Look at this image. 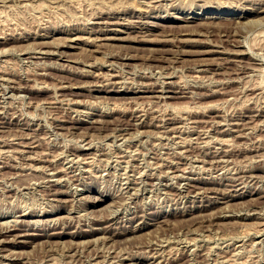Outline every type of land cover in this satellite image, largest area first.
I'll return each instance as SVG.
<instances>
[{
  "label": "rangeland",
  "instance_id": "374dc122",
  "mask_svg": "<svg viewBox=\"0 0 264 264\" xmlns=\"http://www.w3.org/2000/svg\"><path fill=\"white\" fill-rule=\"evenodd\" d=\"M0 264H264V0H0Z\"/></svg>",
  "mask_w": 264,
  "mask_h": 264
},
{
  "label": "bare ground",
  "instance_id": "6f19581e",
  "mask_svg": "<svg viewBox=\"0 0 264 264\" xmlns=\"http://www.w3.org/2000/svg\"><path fill=\"white\" fill-rule=\"evenodd\" d=\"M152 1H156V0H152ZM164 1H166V0H164ZM151 2V1H150ZM154 3V2H153ZM156 3V2H155ZM148 5V4H147ZM150 6V5H149ZM189 18H193V17H188V19L187 18H184L183 20H187L186 21V23L188 22V20H189ZM178 19V18H177ZM192 20V19H191ZM130 22V21H129ZM138 22V21H137ZM189 22H190V20H189ZM208 23H210V22H208ZM242 25V24H241ZM188 26V25H187ZM202 26V25H201ZM205 27V26H204ZM189 29V28H188ZM73 39V38H72ZM71 38H70V40H72ZM75 39V38H74ZM73 39V40H74ZM77 39H78V37H77ZM94 40V39H93ZM255 40V39H254ZM46 53V52H45ZM44 54V53H43ZM49 54V53H48ZM90 66V65H89ZM91 67V66H90ZM92 68H94V67H92ZM97 69V68H96ZM95 70V69H94ZM91 73V72H90ZM89 73V74H90ZM87 74V73H86ZM85 74V75H86ZM95 74V73H94ZM97 74H99V73H97ZM100 75V74H99ZM95 76H96V74H95ZM112 76V75H111ZM94 77V76H93ZM107 77V76H106ZM111 77H109V79H110ZM113 78H116V75H114V76H112V79ZM182 78V77H181ZM106 80H108V79H106ZM184 82V81H183ZM110 83V82H109ZM113 83V82H112ZM116 83V82H115ZM118 83V82H117ZM115 85V84H114ZM63 86V85H62ZM96 86V85H95ZM102 86V85H101ZM58 89H60V88H58ZM152 93V92H151ZM143 106V105H142ZM197 109V108H196ZM208 115V114H207ZM243 125V124H242ZM245 126V125H244ZM217 129V128H216ZM12 138V137H11ZM226 142V141H225ZM46 143V142H45ZM166 148V147H165ZM234 160V159H233ZM253 176V175H252ZM250 233V232H249ZM154 258V257H153ZM233 263V262H232Z\"/></svg>",
  "mask_w": 264,
  "mask_h": 264
}]
</instances>
